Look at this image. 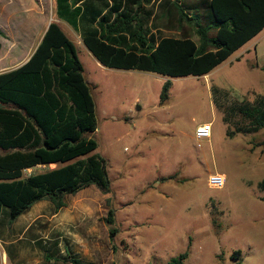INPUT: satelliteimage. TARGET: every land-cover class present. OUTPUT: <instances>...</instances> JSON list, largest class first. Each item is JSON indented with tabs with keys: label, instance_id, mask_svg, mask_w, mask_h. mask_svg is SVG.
I'll return each mask as SVG.
<instances>
[{
	"label": "rangeland",
	"instance_id": "obj_1",
	"mask_svg": "<svg viewBox=\"0 0 264 264\" xmlns=\"http://www.w3.org/2000/svg\"><path fill=\"white\" fill-rule=\"evenodd\" d=\"M54 1L0 0V71L25 61L50 21L62 24ZM61 27L92 86L98 128L91 136L107 160L111 191L85 188L59 211L40 201L12 225L3 215L0 264H62L47 253L65 256L67 247L95 264H169L185 251L184 264H264V146H256L264 130L229 137L213 99L214 87L248 100L264 95V31L207 77L172 78L161 105L167 77L104 67L71 26ZM203 122L213 133L199 145ZM216 172L226 177L221 188L208 184Z\"/></svg>",
	"mask_w": 264,
	"mask_h": 264
},
{
	"label": "trees",
	"instance_id": "obj_2",
	"mask_svg": "<svg viewBox=\"0 0 264 264\" xmlns=\"http://www.w3.org/2000/svg\"><path fill=\"white\" fill-rule=\"evenodd\" d=\"M136 3L56 0V16L81 33L83 44L104 67L167 77L161 105L169 99L172 78L210 74L264 29V0H197L188 6L194 9L191 17L186 7L178 9L183 20L194 22L198 41L187 35L157 40L148 37L140 13L133 11ZM213 99L229 137L264 130V95L248 100L214 87ZM97 128L83 63L74 42L53 21L26 63L0 73V218L6 216L12 225L43 200L59 211L68 195L91 186L109 193L107 160L95 152L98 142L91 136ZM256 146H264V140ZM41 165L45 169L27 173ZM259 187L264 190V179ZM106 221L115 223L113 209ZM115 232L112 228L111 236ZM48 252V260L62 264H95L68 247L65 256L56 249ZM188 256L189 251L180 253L169 264H184Z\"/></svg>",
	"mask_w": 264,
	"mask_h": 264
},
{
	"label": "crops",
	"instance_id": "obj_3",
	"mask_svg": "<svg viewBox=\"0 0 264 264\" xmlns=\"http://www.w3.org/2000/svg\"><path fill=\"white\" fill-rule=\"evenodd\" d=\"M196 1L197 0H137L138 3L133 5L134 7L133 11L140 13V15H138V18L141 21H143L145 28L148 30V37L155 36V38L158 40L159 37H163V36H173L176 38H180V37L187 35L193 39L194 37L193 34L195 33L197 35L196 26L194 22L185 21L182 19L181 12L178 9V6L186 7V11L189 17H191L194 15V9L188 8V6L190 7ZM54 2H55V8H56V0ZM139 4H141V8L137 10V7ZM60 21L62 22V24L65 23L71 26L66 21H62V20ZM48 24L46 25L43 34L45 33ZM62 24H60V26ZM73 30L75 31L76 36L78 35L77 38L79 39V42H83L81 33L76 31L74 28ZM263 31L264 29L257 36H255L253 39L247 42L244 46H246L253 40L255 41L258 40L259 36H261L260 34H262ZM42 36L39 39L38 44L40 40L42 39ZM38 44H36L34 50L36 49ZM256 45L257 44L253 45L254 48H256ZM250 49H252V45L247 46L246 51H249ZM33 52L31 53V55L33 54ZM31 55L25 61L18 63V64L16 62L11 63L8 61V59H6L5 63L6 64L11 63L13 66H11L10 68L4 71H0V73L12 70L14 68H17L23 65L30 59ZM98 64H101V63L98 62ZM1 67L3 66L0 65V68ZM132 71H137V70H132ZM208 75L204 77H207Z\"/></svg>",
	"mask_w": 264,
	"mask_h": 264
},
{
	"label": "built area",
	"instance_id": "obj_4",
	"mask_svg": "<svg viewBox=\"0 0 264 264\" xmlns=\"http://www.w3.org/2000/svg\"><path fill=\"white\" fill-rule=\"evenodd\" d=\"M213 133V125L211 122H203L199 124L195 129V138L199 141L201 145L202 140L211 138ZM226 177L223 173H212L208 178V184L213 188H221L224 186Z\"/></svg>",
	"mask_w": 264,
	"mask_h": 264
},
{
	"label": "water",
	"instance_id": "obj_5",
	"mask_svg": "<svg viewBox=\"0 0 264 264\" xmlns=\"http://www.w3.org/2000/svg\"><path fill=\"white\" fill-rule=\"evenodd\" d=\"M51 22H53V21H50V23H49L48 26H47V29H48L49 25L51 24ZM47 29H46V30H47Z\"/></svg>",
	"mask_w": 264,
	"mask_h": 264
}]
</instances>
